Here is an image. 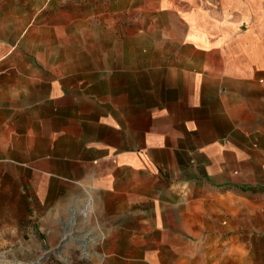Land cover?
<instances>
[{
	"label": "crops",
	"instance_id": "crops-1",
	"mask_svg": "<svg viewBox=\"0 0 264 264\" xmlns=\"http://www.w3.org/2000/svg\"><path fill=\"white\" fill-rule=\"evenodd\" d=\"M0 194L264 253V0H0Z\"/></svg>",
	"mask_w": 264,
	"mask_h": 264
},
{
	"label": "rangeland",
	"instance_id": "rangeland-1",
	"mask_svg": "<svg viewBox=\"0 0 264 264\" xmlns=\"http://www.w3.org/2000/svg\"><path fill=\"white\" fill-rule=\"evenodd\" d=\"M92 206L86 217L70 218V205L40 206L25 197L0 194V264H264V253L227 252L223 230L203 247L170 235V209L164 205L154 206L164 220L139 237L133 236L136 229L130 226L137 222L127 206L106 211Z\"/></svg>",
	"mask_w": 264,
	"mask_h": 264
}]
</instances>
